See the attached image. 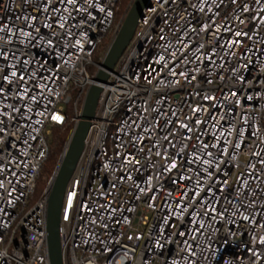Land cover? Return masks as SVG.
<instances>
[{
	"label": "built area",
	"instance_id": "obj_1",
	"mask_svg": "<svg viewBox=\"0 0 264 264\" xmlns=\"http://www.w3.org/2000/svg\"><path fill=\"white\" fill-rule=\"evenodd\" d=\"M116 3L0 0V264H50L51 179L31 201L51 128L73 124L64 154L121 27ZM59 235L63 264H264V0H150L100 92Z\"/></svg>",
	"mask_w": 264,
	"mask_h": 264
},
{
	"label": "water",
	"instance_id": "obj_2",
	"mask_svg": "<svg viewBox=\"0 0 264 264\" xmlns=\"http://www.w3.org/2000/svg\"><path fill=\"white\" fill-rule=\"evenodd\" d=\"M149 5L150 0H133L119 31L112 40L100 63V68L93 77L92 84L88 87L80 120L50 180L51 184L46 216V241L50 264H63L59 226L61 223L64 196L84 148V142L91 125V120L96 113L100 92L105 82H107L110 72L114 71L117 61L132 39L143 9Z\"/></svg>",
	"mask_w": 264,
	"mask_h": 264
},
{
	"label": "trees",
	"instance_id": "obj_3",
	"mask_svg": "<svg viewBox=\"0 0 264 264\" xmlns=\"http://www.w3.org/2000/svg\"><path fill=\"white\" fill-rule=\"evenodd\" d=\"M132 0H117L115 7V19L114 26L120 22L123 18H125L128 9L130 8V4ZM114 36V27L107 33L104 37L102 43L99 45L96 54L94 56V62L100 63L101 58L105 55L108 50ZM89 70L92 74L96 72V67L91 66ZM73 124L69 123L64 126H53L52 131V139L49 141V152L48 156L42 166L40 176L37 181V186L35 190L34 200L38 199L45 188L47 187L49 180L53 176L54 172L57 169L59 160L61 155L63 154L65 145L70 136V132ZM49 140V139H48Z\"/></svg>",
	"mask_w": 264,
	"mask_h": 264
},
{
	"label": "rangeland",
	"instance_id": "obj_4",
	"mask_svg": "<svg viewBox=\"0 0 264 264\" xmlns=\"http://www.w3.org/2000/svg\"><path fill=\"white\" fill-rule=\"evenodd\" d=\"M132 2H133V0H132ZM132 4V3H131ZM131 4H130V6H131ZM95 67V66H94ZM90 71V70H89ZM52 129V128H51ZM48 139H49V141L52 139V131L50 132V134L48 135ZM35 200L33 199L32 201H31V204L34 202ZM124 262V261H123Z\"/></svg>",
	"mask_w": 264,
	"mask_h": 264
},
{
	"label": "snow or ice",
	"instance_id": "obj_5",
	"mask_svg": "<svg viewBox=\"0 0 264 264\" xmlns=\"http://www.w3.org/2000/svg\"><path fill=\"white\" fill-rule=\"evenodd\" d=\"M237 35H239V33H237Z\"/></svg>",
	"mask_w": 264,
	"mask_h": 264
}]
</instances>
